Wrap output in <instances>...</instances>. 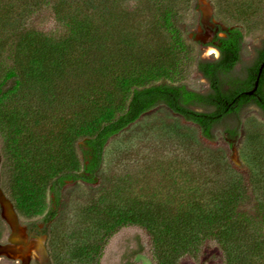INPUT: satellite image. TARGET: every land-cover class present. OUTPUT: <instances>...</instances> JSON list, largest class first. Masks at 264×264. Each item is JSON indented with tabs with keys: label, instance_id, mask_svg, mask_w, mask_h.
I'll return each mask as SVG.
<instances>
[{
	"label": "trees",
	"instance_id": "trees-1",
	"mask_svg": "<svg viewBox=\"0 0 264 264\" xmlns=\"http://www.w3.org/2000/svg\"><path fill=\"white\" fill-rule=\"evenodd\" d=\"M198 1L0 0V191L17 217L30 220L31 237L49 235L65 187L96 184L110 140L153 109L166 106L202 140L214 141L221 128L231 149L244 110L254 106L264 115V69L248 94L264 62V40L251 62L242 55L256 9L242 4L244 24H219L208 45L220 56L204 59L202 42L184 22ZM44 6L65 33L30 26ZM193 70L208 81L206 92L189 87ZM233 185L216 197L221 211L210 214L193 208L164 220L138 205L129 211L94 205L93 216L104 218L97 231L108 237L117 227H146L160 264H189V254L197 264H264V191L253 181L250 196L243 177ZM6 228L0 211V241ZM97 231H86L91 241L67 247L68 260L58 263L95 264L104 243L95 240ZM136 239L124 264H143L138 258L146 247L140 235ZM214 240L218 244L208 243Z\"/></svg>",
	"mask_w": 264,
	"mask_h": 264
},
{
	"label": "rangeland",
	"instance_id": "rangeland-1",
	"mask_svg": "<svg viewBox=\"0 0 264 264\" xmlns=\"http://www.w3.org/2000/svg\"><path fill=\"white\" fill-rule=\"evenodd\" d=\"M248 2L253 4L256 15L249 17L251 23H246L249 29L242 55L247 64L254 58L255 48L264 40V0H199V6L185 14L184 22L191 31L190 36L202 42L198 49L202 58H217L215 54L206 56L208 48L205 45L212 40L219 24H244L238 9ZM29 24L48 35L66 32V26L47 6L34 13ZM242 67L243 64L239 65L238 70ZM187 82L197 91L209 89L208 81L196 70L191 71ZM242 123L241 135L231 149L228 144L231 140L221 128L217 129L214 141L202 140L194 125L181 120L166 106L153 109L110 140L96 184L79 181L65 187L59 217L50 226L49 235L42 238L30 236L27 228L30 220L17 217L0 191V211L7 223L0 241V264L67 261V247L91 241L85 238L86 231L93 234L100 227L99 223L103 225L104 218L93 216L97 211L92 209L94 205L104 209L105 204H114L126 211L138 205L166 220L186 210L203 214L221 211L216 197L242 177L250 196L253 181L263 192L264 116L257 107L251 106L244 110ZM197 205L201 209L196 208ZM251 205L252 202L245 203L241 208ZM99 230L96 238H92L104 241L103 252L95 264H124L125 254L137 248L138 235L146 247L139 261L160 264L146 227L132 224L117 227L108 237L103 228ZM208 243L218 244L215 240ZM46 247L52 253L50 258L45 253ZM184 259L189 264H197L198 258L189 254Z\"/></svg>",
	"mask_w": 264,
	"mask_h": 264
},
{
	"label": "water",
	"instance_id": "water-1",
	"mask_svg": "<svg viewBox=\"0 0 264 264\" xmlns=\"http://www.w3.org/2000/svg\"><path fill=\"white\" fill-rule=\"evenodd\" d=\"M263 69H264V62L262 63V65H261V67L259 69V76H258V79L256 81L255 88L253 90L249 91L248 94H253L257 90V88L259 86V79H260L261 73L263 72ZM44 248H45V246H44ZM45 253L47 254V250L46 249H45Z\"/></svg>",
	"mask_w": 264,
	"mask_h": 264
},
{
	"label": "bare ground",
	"instance_id": "bare-ground-1",
	"mask_svg": "<svg viewBox=\"0 0 264 264\" xmlns=\"http://www.w3.org/2000/svg\"><path fill=\"white\" fill-rule=\"evenodd\" d=\"M218 55L219 54V51L216 49V47H209L206 51V56H212V55Z\"/></svg>",
	"mask_w": 264,
	"mask_h": 264
},
{
	"label": "flooded vegetation",
	"instance_id": "flooded-vegetation-1",
	"mask_svg": "<svg viewBox=\"0 0 264 264\" xmlns=\"http://www.w3.org/2000/svg\"><path fill=\"white\" fill-rule=\"evenodd\" d=\"M198 40V39H197ZM198 41H200V40H198ZM207 48H209V47H215V46H212V45H205ZM216 49L219 51V49L216 47ZM216 55V54H215ZM217 56V58H219V56H220V51H219V54L218 55H216ZM216 58V59H217ZM259 109V108H258ZM260 110V109H259ZM261 111V110H260ZM262 113V112H261ZM264 116V115H263Z\"/></svg>",
	"mask_w": 264,
	"mask_h": 264
}]
</instances>
